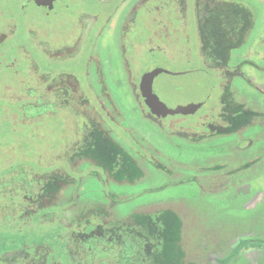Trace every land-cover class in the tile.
Here are the masks:
<instances>
[{
    "label": "flooded vegetation",
    "instance_id": "obj_1",
    "mask_svg": "<svg viewBox=\"0 0 264 264\" xmlns=\"http://www.w3.org/2000/svg\"><path fill=\"white\" fill-rule=\"evenodd\" d=\"M80 6L86 7V13L76 15L79 18L76 27L70 20ZM97 6L104 13L96 11ZM195 9L201 58L220 78L225 98L218 107L209 106L204 116L196 111L157 117L142 96L137 56L147 52L151 55L156 50L166 53L164 47L170 48L172 43L170 38V43L163 45H153L149 40L134 42V19L143 13L148 23L156 19L158 29L165 22L170 25L171 17L184 25L188 0H0V126L7 125L15 140L12 147L0 153L3 160L0 227L4 235H9L8 241L20 240L25 230L30 229L29 225L39 226V223L49 225L55 238L54 243L44 240L5 245L0 248V264H166L169 250L174 255L171 264H184L183 223L179 216L164 210L141 215L116 211L118 205L134 204V189H131L133 194L121 196L120 191L111 190L116 186L107 187L110 195H103L102 204L111 202L115 212L106 211L104 205L76 213L71 210L81 200L79 186L83 185L78 183L82 178L112 185L122 182L124 175L130 181L123 183H135L144 176L141 160L157 168L161 166L152 156L160 150L150 148L149 138L138 133L133 111L140 112L153 124L162 125L164 133L190 140L237 134L249 127L253 119L262 117V112L237 101L232 91L227 93L235 79L250 82L243 68L245 60L233 63L228 46L221 55L218 52L205 55L200 33L203 23L220 17L226 34L211 38L229 42L237 37L233 41L242 44L247 32L241 21L243 11L236 12L221 0H196ZM225 11L233 16V23L224 20ZM158 32L162 31L155 34ZM258 89L264 97V89ZM190 116L194 119L190 120ZM63 122L75 123L74 134L63 137L65 133L61 132L59 140L51 136L50 149L36 148V156L26 150L22 152L26 149L27 134L34 132L42 140L40 128L54 131L58 137L59 124ZM181 122L186 123L185 127ZM200 127L207 131L200 135L196 131ZM220 127L236 130L221 134ZM99 142L104 144L100 150L92 147ZM108 143L123 148L126 159L119 147L116 146L119 150L107 149ZM65 144L71 149H63ZM107 153L113 156V172ZM134 161L140 177L134 174L138 173L134 171ZM79 165L85 169L81 167L79 172H74ZM71 187L76 189L69 195L65 191ZM68 201L66 207H57L58 203ZM166 222L172 227L167 228ZM257 242L264 244L263 240L249 239L242 245L256 251L252 244Z\"/></svg>",
    "mask_w": 264,
    "mask_h": 264
},
{
    "label": "rangeland",
    "instance_id": "obj_2",
    "mask_svg": "<svg viewBox=\"0 0 264 264\" xmlns=\"http://www.w3.org/2000/svg\"><path fill=\"white\" fill-rule=\"evenodd\" d=\"M195 1L188 0L189 11L184 25L179 24L177 18L171 17L170 25L165 22V26L158 29L156 19L150 21L151 25L143 13L138 19H134V42L142 43L149 40L153 45H163L170 43V38L172 43L170 48L163 46L166 53L156 50L151 55L148 52L138 54L139 65L137 64L136 68H139L140 73L138 79L148 77L149 88L160 102L168 105H187L191 101L206 99V103L198 110V115L204 116L209 106L218 107L225 96L221 92L220 78L205 66L201 58ZM221 2L229 3L230 6H234L233 2L241 3L253 18V26L251 30L245 32L246 37L241 45L238 41H233L237 40V37L229 41L230 46H234L231 50V61L237 64L245 60L243 68L250 82L241 78L235 79L227 93L232 91L237 101L262 112V117L253 119L254 122H251L249 127L237 134L207 135L202 139L190 140L172 133L170 135L164 133L162 125L153 124L145 120L140 112L133 111L134 127L140 135L149 138L152 143L150 148L160 150V153L155 151L157 154L152 156L161 166L157 168L141 160L144 176L135 183H123L130 181L127 177L122 178V182L112 185H105L102 180L95 183L90 178H82L78 183V186L83 185L79 186L81 200L72 206L71 211L76 213L88 207L96 209L104 205L106 211L115 212L116 209H113L111 202L102 204L103 195L105 197L110 195L107 187L116 186L111 190L120 191L121 196L133 194L131 189H134V204L118 205L116 211L121 214L134 212L141 215L157 214L164 210L179 216L183 223L181 249L184 253V264H264V244L259 242L252 244L256 251L242 245L243 241L249 239L264 241V102L263 94L258 89V87L263 89L264 85V0ZM145 5L141 8L145 9ZM98 10L101 14L104 13L100 6L96 7V11ZM75 12L70 21L78 27L79 18H76V15L86 13V7L80 6ZM108 12L106 8V16ZM219 20L220 17L210 19L211 24L208 26L212 31L217 30L215 38L226 34L222 26H217ZM224 20L226 23H233V16L231 17L229 11L224 12ZM156 31L162 32L155 34ZM238 36L239 39L242 38V33ZM212 41L220 45L219 40ZM221 43L223 46L224 42ZM146 72L149 75H146ZM128 110L130 111V108ZM188 118L194 119L193 116ZM185 125L186 123L182 125L181 122L182 127ZM6 126H0V153L12 147L15 142L12 131ZM74 127V122H63L59 124V134L64 132L63 137H70L72 133L74 134ZM29 130L27 127L26 133ZM203 130L207 131V128L200 127L196 131L200 134ZM39 133L43 134L42 140L41 135L37 137L34 132L27 134L26 149L22 152L26 150L32 155L39 148L46 147L49 150L48 141L51 136L55 140L62 137V134H58L57 137L56 132L43 131L40 128ZM68 147L71 149L70 145L65 144L63 149ZM61 154L59 152V155ZM2 163L3 160L0 158V166ZM81 167L83 166L75 167L74 172H79ZM83 168L85 169V166ZM74 189L76 188L71 187L65 192L71 195ZM69 203L60 202L57 207L59 209L66 207ZM29 227L20 240L9 241V235H4L0 227V248L14 242L31 243L47 240L54 243L55 238L49 225L43 226L39 223V226L37 224ZM41 228L47 229L41 232L39 231ZM36 229L38 230L35 231ZM167 256L165 262L171 264L173 251L169 250Z\"/></svg>",
    "mask_w": 264,
    "mask_h": 264
},
{
    "label": "trees",
    "instance_id": "obj_3",
    "mask_svg": "<svg viewBox=\"0 0 264 264\" xmlns=\"http://www.w3.org/2000/svg\"><path fill=\"white\" fill-rule=\"evenodd\" d=\"M234 6H233V10L234 11H236V12H239V11H243V18L241 19V21L242 22H244V25H245V27H246V29H247V31L248 30H251V28H252V21H253V18H252V15H251V13L248 11V9H246V7L244 8L242 5H241V3L239 4V3H234L233 4ZM215 20V19H214ZM211 23H210V20L209 21H207V22H205V23H203L202 25H201V27H200V33H201V36H202V39H203V49H204V53H205V55H208V56H211L212 54V52L214 53V52H218L220 55L227 49L226 48V46H228V49H229V53L231 52V50L234 48V46H230V42H227L226 40H219V42H220V45H219V43L218 44H216V43H214L213 41H212V38L211 37H214V36H216L217 35V30L216 31H212V30H210L209 28H208V26L210 25ZM217 26L218 27H220L221 26V22H219L218 24H217ZM224 35H221V36H219L220 38H222ZM221 41L222 42H224V45L222 46V43H221ZM239 44V43H238ZM237 44V45H238ZM241 45V44H240ZM236 46V45H235ZM236 129H233V127H220L219 128V133H221V134H228V133H232V132H234ZM112 140V139H111ZM117 147H119L118 145H116ZM116 146H110V144L108 143L105 147L107 148V149H110V148H113V149H118L119 150V148H116ZM93 148L95 147L97 150H100L102 147H104V144H103V146L101 145V143L99 142V143H97V144H95V146H92ZM121 150H122V154H123V157H124V159H126V157H127V153L125 152V150L123 149V148H120ZM109 154L110 153H107V157L108 158H110V162L108 163V165L110 166V169L112 170V172L114 171L113 170V167H112V165H113V163H114V161H113V156H111V157H109ZM94 157H96V156H94ZM96 158H98V157H96ZM125 163V161L123 162V164ZM134 171H138V173L137 172H134V174L136 173V174H138V177H140L141 176V173H140V170H138V167H137V162L136 161H134ZM124 172V171H123ZM126 176H122V178H125ZM134 180H135V177H134ZM166 226H167V228H168V226H171L172 227V225H168V223L166 222ZM169 232H170V230H168L167 229V235L170 237V243H172L173 242V239L171 238L172 236L169 234ZM172 264H173V262H172Z\"/></svg>",
    "mask_w": 264,
    "mask_h": 264
},
{
    "label": "water",
    "instance_id": "obj_4",
    "mask_svg": "<svg viewBox=\"0 0 264 264\" xmlns=\"http://www.w3.org/2000/svg\"><path fill=\"white\" fill-rule=\"evenodd\" d=\"M149 75V74H146ZM147 76H145L141 83V92L142 96L145 98V103L150 109L151 113L156 115L157 117H166L167 115H189L193 114L201 108L206 99H202L199 101H191L190 104L187 105H168L166 103L160 102L149 88Z\"/></svg>",
    "mask_w": 264,
    "mask_h": 264
},
{
    "label": "crops",
    "instance_id": "obj_5",
    "mask_svg": "<svg viewBox=\"0 0 264 264\" xmlns=\"http://www.w3.org/2000/svg\"><path fill=\"white\" fill-rule=\"evenodd\" d=\"M262 88V87H261ZM263 89H264V85H263ZM264 98V97H263ZM261 197V196H260Z\"/></svg>",
    "mask_w": 264,
    "mask_h": 264
}]
</instances>
